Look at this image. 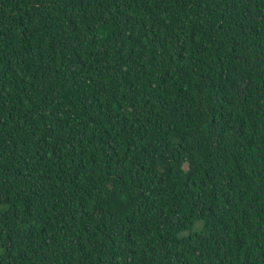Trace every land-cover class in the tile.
Segmentation results:
<instances>
[{"label": "trees", "instance_id": "1", "mask_svg": "<svg viewBox=\"0 0 264 264\" xmlns=\"http://www.w3.org/2000/svg\"><path fill=\"white\" fill-rule=\"evenodd\" d=\"M0 264H264V0H0Z\"/></svg>", "mask_w": 264, "mask_h": 264}]
</instances>
